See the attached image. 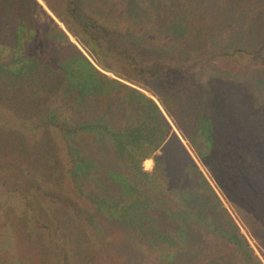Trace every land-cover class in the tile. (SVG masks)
Here are the masks:
<instances>
[{"label":"trees","instance_id":"trees-1","mask_svg":"<svg viewBox=\"0 0 264 264\" xmlns=\"http://www.w3.org/2000/svg\"><path fill=\"white\" fill-rule=\"evenodd\" d=\"M42 1L0 0V264H264V0Z\"/></svg>","mask_w":264,"mask_h":264},{"label":"rangeland","instance_id":"rangeland-1","mask_svg":"<svg viewBox=\"0 0 264 264\" xmlns=\"http://www.w3.org/2000/svg\"><path fill=\"white\" fill-rule=\"evenodd\" d=\"M93 1L95 2V4L100 9V8L108 7L114 1L116 2V1H120V0H93ZM147 2H148V0H141V1H139V0H122V2L120 4L119 3L117 4V8L120 9L121 11H123L124 12L123 14H125V15H126V13H128V11H131V14L134 18L138 15V13L140 11V8H137V6H135V5H137L139 3H142V4L145 3L146 4ZM104 12H106L105 16H108L109 12L107 10H105ZM143 21H140L139 23H137L135 28L137 29L140 26L144 25L145 22H143ZM158 42H160V41L158 40ZM157 44H158L157 41H147L145 43L146 46H155ZM149 54H154V53L150 51ZM225 62H226V65L229 64L228 60ZM108 73L111 74L110 72H108ZM148 158L152 159L151 157H148ZM152 164L147 167L146 166V160L144 159V161H143V166L146 169H150L152 167ZM7 196H8V194L5 191H3V187L0 184V198H6ZM1 222H2V220L0 219V224H1ZM1 255H3V256H1ZM11 255H12V250L9 247H7V246L0 247V256L1 257H7V259L11 262L12 261ZM111 256H112V261L114 264H119L123 261L125 262V259H126V257L124 255H121L118 252H113V255L111 254Z\"/></svg>","mask_w":264,"mask_h":264},{"label":"water","instance_id":"water-1","mask_svg":"<svg viewBox=\"0 0 264 264\" xmlns=\"http://www.w3.org/2000/svg\"><path fill=\"white\" fill-rule=\"evenodd\" d=\"M47 10H48V12H50V10L47 8V6L44 4V2L42 1V0H38ZM51 13V12H50ZM52 14V13H51ZM52 16L54 17V15L52 14ZM55 18V17H54ZM56 19V18H55ZM57 20V19H56ZM60 23V22H59ZM60 25L61 26H63L62 25V23H60ZM148 94H150L149 92H148ZM153 163V161H152V159H151V164Z\"/></svg>","mask_w":264,"mask_h":264}]
</instances>
